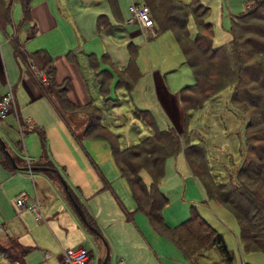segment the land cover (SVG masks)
Wrapping results in <instances>:
<instances>
[{"label":"rangeland","instance_id":"obj_1","mask_svg":"<svg viewBox=\"0 0 264 264\" xmlns=\"http://www.w3.org/2000/svg\"><path fill=\"white\" fill-rule=\"evenodd\" d=\"M131 1L125 0L123 4V0H119L118 18L112 20V27L99 30L100 33L97 32L95 20L98 14L109 9L106 0H57L55 3V7L58 5L59 8V16L60 12L63 14L60 16V24L64 25L67 21L63 19L64 15L70 22L76 17L80 35L87 38V49L93 47L98 52L95 65L92 62V66L87 65L85 69L94 87L90 92L94 105L100 108L101 118L103 116L104 128L96 129L101 131L102 136L86 137L87 146L84 141L76 142L57 114L50 113L47 99L30 101L21 82L11 77V84H8L7 89L0 79L1 92L5 93L10 86L15 96L11 112L0 118V139L8 150L9 147L14 149V144L20 140L14 151L18 150L22 159L10 153L18 167L33 165L27 156L36 158L34 160L47 157L78 199H87L86 209L93 216L96 229L108 244L106 264H225L215 247L191 257L185 256L166 237L167 234L159 233L151 226L143 212L133 211L130 219L123 212L124 208L134 210V201L124 177L114 163L110 141H115L118 148H123L151 133V129L140 119L136 110L148 109L157 123V128L166 129L174 125L172 127L182 142L192 144L203 153L205 174L201 178L193 175L187 168L183 148L165 159L163 176L158 184L168 197L163 208L167 224H178L192 212H196L223 234L226 245L233 252L234 264H264L262 251L244 249L234 215L221 202L209 197L201 182L210 179L225 182L234 178L246 150L249 149L246 158L258 152L262 142L255 136L257 126L245 128L252 108L242 104L243 108L236 104L231 99L232 87L228 85L202 105L185 109L189 116L183 125H176L170 120L159 103L156 105L155 102L157 97L152 74H148L151 60L154 69H159L161 75L170 81V91L173 94L194 79L190 68L182 64L183 55L170 30L154 34L137 22L127 21L130 18L128 9ZM199 1L209 7L204 16L205 20L212 22L213 45L227 44L230 39L231 15L245 10L247 0ZM150 14L154 17L152 12ZM154 20L152 18L153 24ZM156 27L155 24L154 28ZM187 28L190 34L196 30L192 16L188 17ZM63 30L60 27L55 40L60 39ZM24 40L25 37L20 40L21 43ZM83 42L81 39L82 44ZM129 44L135 47L134 60L138 73L134 78L128 75L131 87L127 88L117 83V69L120 65L117 62L128 54ZM103 47H106L109 54H104ZM88 51L85 50L86 53ZM78 58L81 63L86 54L79 50ZM170 61H175V65L166 68ZM66 109L69 113H74L82 108L69 105ZM84 110L89 113L93 108ZM69 115L71 120L73 115ZM19 119L23 122L19 123ZM27 119L34 124L24 122ZM33 126L43 130L44 140H41L36 129L31 130ZM27 127L30 128L29 131ZM2 149L0 143V156ZM108 152L110 157L103 162V157ZM42 166L51 167L48 164ZM10 167H13L11 163ZM10 172L0 164V233L21 235L22 240L30 242L25 243L32 247L25 255L24 263H19L61 264L59 255L62 249L79 243L91 250L92 256L87 264L102 261L105 250L103 244L79 221L73 202L65 199L63 184L62 189L56 188L46 177L36 174L37 171L32 175L29 171L24 174ZM100 173L109 186L97 191L103 186ZM139 173L146 183L151 180L147 170L141 169ZM49 174L54 175L51 171ZM247 185L253 188L254 182L247 180ZM258 191L264 196V184ZM21 194L30 197L27 203L37 196L41 202V211L49 218L37 221L28 210L15 209L14 202ZM0 242L12 247L13 252L19 254L18 248H14V238H1ZM15 262L10 263L0 252V264Z\"/></svg>","mask_w":264,"mask_h":264},{"label":"trees","instance_id":"obj_2","mask_svg":"<svg viewBox=\"0 0 264 264\" xmlns=\"http://www.w3.org/2000/svg\"><path fill=\"white\" fill-rule=\"evenodd\" d=\"M29 1L21 0L24 18L29 16ZM108 1L114 11H117L116 0ZM140 2L146 4L154 16L152 17L155 19L154 26L156 24L157 27L154 28L153 33L170 30L183 55V63L187 64L191 70L193 82L185 84L178 92L185 109L202 105L204 101L228 85L232 87L231 99L236 104L243 108V105L252 108L245 128L257 126L255 136L262 142L258 147V152L246 158L249 149L246 150L234 178L225 182H217L212 179L201 180V182L205 193L225 205L234 215L244 249L247 251L259 250L264 253V196L258 191L264 184V0H247L245 10L235 14L231 19L230 40L227 41V44L223 43L217 46L212 44V23L205 20L204 16L209 7L199 0L187 2L182 0H142ZM189 16L193 17L196 26L194 36H190L187 28ZM110 26L112 27L113 24L106 19L104 14L97 17L96 27L99 30H107ZM17 43L13 41L14 51L18 56L28 63L31 60L38 67L44 69L48 84L40 85V93L42 91L43 94H51L56 106L61 111L64 110V112L62 111L65 114L64 117L70 114L66 109L69 105H73L74 108H82V111L89 107L93 108L94 111L91 110L89 113L85 111L87 123L78 137L102 136L101 131H96L97 128H104L100 122L99 108L90 102L81 105L73 104L68 99L66 91L69 89V81L57 82L55 80V58L43 49L29 53L23 50L22 52L18 49L19 44ZM134 57L135 47L129 44L128 62L121 67L127 76L135 69ZM90 62L94 63V60L92 59ZM136 73L129 77L134 78ZM117 83L131 87V83L126 81L123 76L117 79ZM137 112L153 131L138 142L123 148H118L115 141H110L114 163L120 175L127 181L135 203L133 211L143 212L151 226L159 233L167 234L166 237L185 256L191 257L202 253L205 249L215 247L221 261L225 264H234L233 252L226 245L223 234L200 214L192 212L178 224L168 225L165 221L163 208L167 204L168 198L160 190L158 184L163 176L165 159L183 148L184 158L190 171L193 175L201 178L205 174L202 161L203 153L192 144L182 142L173 127L157 128L156 122L148 110L139 109ZM186 120L187 117L185 122ZM20 122L23 121L19 119ZM77 123L80 124V122ZM69 125L72 126L71 123ZM33 128L39 133L41 140H44L43 130L38 127ZM19 142L20 140H17L16 145ZM0 163L8 170L15 171L16 169L3 149ZM47 164L51 167L45 169L46 173L49 174L51 171L56 177L52 163L45 162L42 165ZM141 169L149 172L151 180L148 183L140 176ZM247 180L254 182L253 188H249ZM69 190L71 195L64 190L66 197L68 201H72L73 204L76 202L80 206L86 223L82 221L89 229L90 226L96 228L94 218L70 187ZM74 209L76 210L75 207ZM131 213L132 211L125 212L126 217L129 218ZM96 238L99 239V236ZM15 243L14 248H18L19 254L14 253L12 247H0L2 249L0 251L5 253L10 263L21 262L29 251L28 246Z\"/></svg>","mask_w":264,"mask_h":264},{"label":"crops","instance_id":"obj_3","mask_svg":"<svg viewBox=\"0 0 264 264\" xmlns=\"http://www.w3.org/2000/svg\"><path fill=\"white\" fill-rule=\"evenodd\" d=\"M106 1L108 2V5H109L108 8L109 9H107L105 11V13H100V14H104L106 19L112 24V20L114 18L117 19L119 16V14H118L119 13V0H116L117 11L116 10L114 11L111 3L108 0H106ZM53 3H54V5H53ZM55 3H57V0H54L52 2L50 0H35V1L30 0L29 1V5H30L29 16H28V18H24V14H23L24 11H23L21 0H0V79L2 81V84H5L6 89H7L8 84H11V82H10L11 77L17 78V81L21 82V84L23 85L25 92L28 94L27 98L30 101H34V100H38V99H45V100L47 99L48 104L50 105V107H49L50 113L52 112L53 114H57L58 119H60V121L63 123V125L66 126V128L69 130L71 136L76 140V142L84 141L85 145L87 146V142L85 139L86 137L85 138H79L80 137L79 135L81 134L82 129L84 128V126L87 123V120L84 121V119H86V117H85L86 112L82 111V109H81V111L78 110V111H75L74 113L70 112V114L73 115L71 120L69 119L70 115L66 114L67 116L64 117V115H65L63 113L64 110H62L63 111L62 112L60 109H58V107L56 106V104L52 98V95L51 94L49 95L47 93L43 94L42 91L40 93V90H41L40 85L41 84H40L39 80L34 77L31 69L29 68L28 62L26 60H24L23 58H21L20 56H18L15 53L14 47H13V41H14L15 43L18 42L17 43V44H19L18 49L21 51L23 50L26 53L33 52L37 49L45 50L48 54H50L51 56H53L55 58V61H54L55 73H56L55 80L57 82H59V81L64 82V80L69 81L68 85H70V86L68 87L69 89L66 91V96L68 97V99L70 101H72L73 104L75 103V104L81 105V104H84L86 102H90L91 104L94 105V102H93L94 100H93L92 95L90 93L91 90H94V87H93L91 78H90V76H89V74L85 68H87V65L92 66L91 62H90V61H92V59L94 60V63L96 62L95 60L98 56V52L93 47H91V48L89 47L90 49H87L88 47L85 43L87 41L86 40L87 38L85 39L80 35L76 17H75V20L73 17L72 21L70 22L66 18V16L64 15L63 19H66L67 21L64 25L60 24V22H59L60 16H63V14L60 12V16H59V8H58L57 4H56L57 6L55 7ZM124 3H125V0H123V4ZM6 13H7V15H6ZM100 14H98L96 16L95 22L97 21V17ZM234 15L235 14L231 15V19L234 17ZM130 17H131V14H130ZM127 21L130 22L131 21L130 18H128ZM60 27H61V29H64V30L62 31V35L60 36V39L57 38L55 40V36L58 34ZM195 28H196V26H195ZM26 32H28L27 35H26ZM97 32L100 33L98 28H97ZM195 32H196V30H195ZM195 32L193 34H195ZM102 34H107V33L102 32ZM193 34H190V36H194ZM62 36H63V38H62ZM24 37H25V40L23 43H21L20 40L23 39ZM230 38H231V33H230ZM81 39L84 40L83 44L81 43ZM221 44H223V43H221ZM217 45H220V44H214L213 46H217ZM61 49L63 51H60ZM79 50H81L83 52V54H86V58L83 59V61L81 63H80V60L78 58ZM85 50H89L88 53H86ZM102 50H103V52H105L104 54H109V51L106 49V47H103ZM113 58L115 59L114 55H113ZM115 61L117 62L116 59H115ZM127 62H128V54H126L125 57H122L121 59L118 60L117 63L120 65H119L117 70L119 71V77L123 76L126 81H129L131 83V81L127 79L128 76L121 70V67L124 66ZM177 62L178 61H176V64H177ZM182 64H185V63H183V61H182ZM152 65H154V64L152 63V60H151V65H149L150 72H148V74L149 75H150V73L152 74L153 87H154L155 95L157 97V99L155 100L156 105H158V103H159V105L167 113L170 120H172L174 123H176V125L177 124L183 125L185 122V118L189 116V112L185 110V106H184L182 100L180 99L179 94L178 93L173 94L170 91V84L171 83L169 80L167 81V77L162 76L160 73V70L159 69L155 70L154 69L155 67H153ZM174 65H175V61H170L167 63L166 68H172V66H174ZM136 70H137V67L135 66V69H133L132 72H130L129 76H133L136 73ZM14 72H15V74H14ZM137 73H138V70H137ZM137 73H136V76H137ZM89 87H90V89H89ZM127 88H130V87H127ZM1 91L2 90L0 89V95L2 93ZM139 109L140 108H137L136 110H139ZM145 110H148V109H145ZM150 114L152 115L151 112H150ZM76 117H79L80 119H78ZM152 117H153V115H152ZM140 119L142 120L141 116H140ZM67 120H69L70 121L69 123L72 124L71 127H70ZM26 121H28V123H30V124L31 123L34 124V122H31L29 119H27ZM77 122H80V124H78ZM100 122L103 126H105L103 124V116H102ZM143 122H144V120H143ZM156 125H157V123H156ZM172 126H174V125H172ZM172 126H170V127H172ZM33 127H38V126H33ZM27 128L30 129L29 127H27ZM27 128H24V129H27ZM152 131H153V129H151V132ZM13 144L14 143H12V145ZM14 145L16 147V144H14ZM15 147H14V149H16ZM14 149L9 147V152L11 154L16 155L18 158L20 157L22 159V154L18 150L14 151ZM18 153H19V155H18ZM183 156H184V153H183ZM109 157H110V153L108 152L105 154L102 161L103 162L106 161ZM27 158L32 162L33 165H37V166H42V164L45 162H51V160L47 159V157L45 159L40 158V160L39 159L34 160L36 158H31L29 156H27ZM184 161L186 163L185 158H184ZM186 165H187V163H186ZM96 168H97V170H99L97 166H96ZM187 168H189L188 165H187ZM34 169H35L34 171H37L36 174L43 175L52 184H54V186L56 188L62 189L61 188L62 183H60L57 174H55L56 177H54V175L46 173L45 169H43V168H37L36 167ZM117 170H118V168H117ZM9 171H11L10 173H22V174L26 173V171H29L30 175L34 174L33 169L28 170L26 168H16L15 171H12V170H9ZM118 172H119V170H118ZM100 176L103 179L102 180L103 181V186H102L103 188L100 187L97 191L104 189V188L109 186L108 182L103 178V175L101 173H100ZM126 183H127V181H126ZM127 186H128V184H127ZM128 188H129V186H128ZM76 189L80 190L81 188L76 186ZM160 190L162 191V189H160ZM129 191H130V188H129ZM22 195L23 194H21L20 196H22ZM24 195L27 196V201H28V199H30V197L27 194H24ZM64 196H65V199L67 201L68 199L66 197V193ZM35 198H37V196ZM86 200H87L86 198L84 199V201L79 200L81 202V204L84 205L85 208H86ZM40 204H41V202H40ZM14 207L17 210H23V209L28 210L29 212H31L34 215V218L37 221H40L43 219L46 220L49 218V216H44L45 214L43 213V211H42V216H36V214L33 211H31L25 207L23 209H20L16 205V200L14 202ZM134 209H135V203H134ZM124 211L125 212L132 211V213H133V210H126L125 208L123 209V212ZM75 212L77 213V216L79 217V221L84 224V226L87 228V230L90 231L92 234H94L95 237H98L97 234H95L93 231H91L88 228V226L82 221V219L80 218V216L76 210H75ZM130 218H132L131 215L129 218L127 217V219H130ZM8 237L14 238V241H16L18 244H20L22 246H28L29 251H30L32 246L25 245V243H30V242L26 241V240H22L21 235L15 236V235H8V234L0 233V240H1V238H7L8 239ZM99 241H100V243L103 244L100 237H99ZM79 244H81V243H79ZM0 245H2V247H6V248L8 247L7 245H5L1 242H0ZM77 245L67 246L64 249L71 248V247H74ZM103 246H104V244H103ZM104 249H105V246H104ZM0 250H2V249H0ZM0 252L6 258L5 253L3 251H0ZM108 253H109V248H108ZM104 254H105V250H104ZM60 255H61V252H60ZM60 255H59V258H60ZM24 257L22 258V261H21L22 263H24L23 262Z\"/></svg>","mask_w":264,"mask_h":264},{"label":"built area","instance_id":"obj_4","mask_svg":"<svg viewBox=\"0 0 264 264\" xmlns=\"http://www.w3.org/2000/svg\"><path fill=\"white\" fill-rule=\"evenodd\" d=\"M129 12L131 14V21L137 22L141 27L146 28L150 32H154V24L150 10L146 4L132 1L129 5ZM29 68L31 69L34 77L39 80L40 84L44 86L48 84L47 75L43 68H38V66L31 60H29ZM14 104V92L13 89L9 87L5 93L0 95V118H3L5 115L10 113ZM16 205L20 209L25 207L33 211L36 216H42L41 204L37 198L31 199V201L27 203V196L23 194L16 199ZM91 256L92 254L90 250H88L84 245L78 244L77 246L63 249L61 251L60 261L61 264H87ZM13 264L21 263L16 261ZM96 264H98V261Z\"/></svg>","mask_w":264,"mask_h":264},{"label":"water","instance_id":"obj_5","mask_svg":"<svg viewBox=\"0 0 264 264\" xmlns=\"http://www.w3.org/2000/svg\"><path fill=\"white\" fill-rule=\"evenodd\" d=\"M0 143L2 144V148H3V150L8 154V156H9V158H10V160H11L13 166H14L15 168H20V167H18V166L16 165V163H15V161H14V158L12 157V155L10 154L8 148L6 147V145L4 144V142H3L1 139H0ZM36 167H37V168H43V169H49L48 167H44V166H34V165H30L29 167H24V168H26V169H34V168H36ZM55 171H56V170H55ZM56 172H57L58 178L60 179L61 183L63 184L64 190L67 192V194L71 195V194H70V190H69V186L66 184V182L64 181V179L62 178V176L58 173V171H56ZM74 206H75V208H76V210H77V212H78L80 218L86 223L85 216H84V214H83V212H82L80 206H79L76 202H74ZM90 229H91L95 234H97V235L100 237V239L102 240V242H103V244H104V246H105V254H104V256H103V259H102L101 264H106V261H107V259H108V245H107V242H106V240L104 239V237L99 233V230H97V229H96L95 227H93V226H90Z\"/></svg>","mask_w":264,"mask_h":264},{"label":"flooded vegetation","instance_id":"obj_6","mask_svg":"<svg viewBox=\"0 0 264 264\" xmlns=\"http://www.w3.org/2000/svg\"><path fill=\"white\" fill-rule=\"evenodd\" d=\"M65 81V80H64ZM26 122V121H25Z\"/></svg>","mask_w":264,"mask_h":264}]
</instances>
